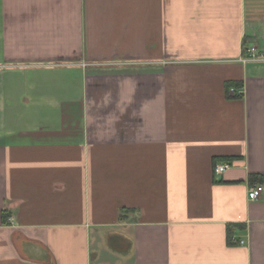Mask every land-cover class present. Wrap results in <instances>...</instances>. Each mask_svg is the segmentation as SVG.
Wrapping results in <instances>:
<instances>
[{
  "label": "crops",
  "instance_id": "1",
  "mask_svg": "<svg viewBox=\"0 0 264 264\" xmlns=\"http://www.w3.org/2000/svg\"><path fill=\"white\" fill-rule=\"evenodd\" d=\"M0 119V264H264V0H0Z\"/></svg>",
  "mask_w": 264,
  "mask_h": 264
},
{
  "label": "built area",
  "instance_id": "2",
  "mask_svg": "<svg viewBox=\"0 0 264 264\" xmlns=\"http://www.w3.org/2000/svg\"><path fill=\"white\" fill-rule=\"evenodd\" d=\"M249 53L252 58L257 57L256 48L249 50ZM230 90H231L230 92L233 95H239V96L242 95V93L239 90H236V89H230ZM231 167L232 165L229 163L218 164L215 166L214 174L217 178H219L223 176L224 173ZM263 193H264V185H256L255 187L250 188L248 192V198L250 201H256L263 195Z\"/></svg>",
  "mask_w": 264,
  "mask_h": 264
},
{
  "label": "rangeland",
  "instance_id": "3",
  "mask_svg": "<svg viewBox=\"0 0 264 264\" xmlns=\"http://www.w3.org/2000/svg\"><path fill=\"white\" fill-rule=\"evenodd\" d=\"M11 78V77H10ZM6 123H7V125H8V129H10V128H12L13 126H15V124H16V119H14V118H12V117H8L7 119H6ZM0 125H2V123H1V119H0Z\"/></svg>",
  "mask_w": 264,
  "mask_h": 264
},
{
  "label": "trees",
  "instance_id": "4",
  "mask_svg": "<svg viewBox=\"0 0 264 264\" xmlns=\"http://www.w3.org/2000/svg\"><path fill=\"white\" fill-rule=\"evenodd\" d=\"M234 84H230L228 85V92L230 91L231 89V86H233ZM224 160H229V159H224ZM232 228H235V226H233ZM230 244H235L234 241H233V238H232V233L230 235V240H229Z\"/></svg>",
  "mask_w": 264,
  "mask_h": 264
}]
</instances>
